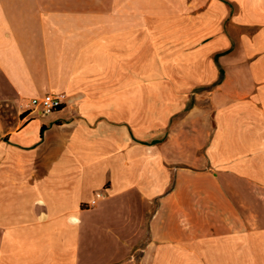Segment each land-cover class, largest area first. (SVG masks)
I'll return each instance as SVG.
<instances>
[{
  "label": "crops",
  "instance_id": "crops-1",
  "mask_svg": "<svg viewBox=\"0 0 264 264\" xmlns=\"http://www.w3.org/2000/svg\"><path fill=\"white\" fill-rule=\"evenodd\" d=\"M196 92L218 177L180 213L162 168L193 157ZM45 93L66 98L18 109ZM10 104L0 264H264V0H0Z\"/></svg>",
  "mask_w": 264,
  "mask_h": 264
},
{
  "label": "rangeland",
  "instance_id": "rangeland-1",
  "mask_svg": "<svg viewBox=\"0 0 264 264\" xmlns=\"http://www.w3.org/2000/svg\"><path fill=\"white\" fill-rule=\"evenodd\" d=\"M194 96H196V107L190 117L194 123L193 127L196 137V147L193 157L189 156L188 161H186L187 157L183 156L177 163L164 162L166 167H170L169 173L165 174V170H167V168H162V171L164 172V175L161 178V180H163L162 185L166 184V180L169 182L164 191H167L168 193L172 190L173 195L182 199L183 203L179 205L178 210L180 213H186L188 207L187 203H189L191 207H194L195 212L205 213L208 211V193L210 189V178H208L210 177L209 172H214V175L218 177L217 169H215V171H210L211 169L217 168L218 165L217 161H211L209 153L210 148H212V144L217 141L205 139V136L207 138L210 133L218 132V110L210 106L209 93L204 92L202 94H197L196 92ZM16 110V106L10 104L7 105L5 109H0V112L3 113L4 117L11 118ZM182 113L183 112H180L178 115H175L168 123L167 128L171 126L172 122L176 125V121H181L179 117H181ZM215 156L218 158L217 155ZM183 159L184 161H182ZM155 205L156 204L154 202V205L152 204L149 212L155 211ZM147 215H149V213Z\"/></svg>",
  "mask_w": 264,
  "mask_h": 264
},
{
  "label": "built area",
  "instance_id": "built-area-1",
  "mask_svg": "<svg viewBox=\"0 0 264 264\" xmlns=\"http://www.w3.org/2000/svg\"><path fill=\"white\" fill-rule=\"evenodd\" d=\"M66 95L64 93H45L41 96L23 98L18 102V107L23 112L37 111L40 114H49L54 111V107H61ZM96 198H92L88 205H95Z\"/></svg>",
  "mask_w": 264,
  "mask_h": 264
},
{
  "label": "bare ground",
  "instance_id": "bare-ground-1",
  "mask_svg": "<svg viewBox=\"0 0 264 264\" xmlns=\"http://www.w3.org/2000/svg\"><path fill=\"white\" fill-rule=\"evenodd\" d=\"M57 108H59V107H54V110H56ZM73 219V218H72ZM74 220V219H73Z\"/></svg>",
  "mask_w": 264,
  "mask_h": 264
},
{
  "label": "trees",
  "instance_id": "trees-1",
  "mask_svg": "<svg viewBox=\"0 0 264 264\" xmlns=\"http://www.w3.org/2000/svg\"><path fill=\"white\" fill-rule=\"evenodd\" d=\"M57 109H59V108H57ZM57 109H56V110H57Z\"/></svg>",
  "mask_w": 264,
  "mask_h": 264
}]
</instances>
